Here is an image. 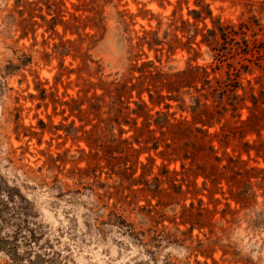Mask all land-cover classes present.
Segmentation results:
<instances>
[{"label": "rangeland", "instance_id": "374dc122", "mask_svg": "<svg viewBox=\"0 0 264 264\" xmlns=\"http://www.w3.org/2000/svg\"><path fill=\"white\" fill-rule=\"evenodd\" d=\"M165 113L173 161L141 142ZM149 156L171 198L115 173ZM0 264H264V0H0Z\"/></svg>", "mask_w": 264, "mask_h": 264}, {"label": "trees", "instance_id": "16d2710c", "mask_svg": "<svg viewBox=\"0 0 264 264\" xmlns=\"http://www.w3.org/2000/svg\"><path fill=\"white\" fill-rule=\"evenodd\" d=\"M151 64H153L152 62H146V63H142L141 64V67H140V78H142L143 80H146L148 82V84L150 83L151 79L154 77V74L152 73V71H150L153 67H151ZM200 67H197L195 68V73H198L200 71ZM162 72V71H160ZM162 74H166L165 71L162 72ZM182 75L184 77V72L179 74L176 78H173L172 82L170 84H174L176 87H180L179 85H181L183 82L181 79L182 78ZM168 78H166V76H163L161 75V83H166L168 80ZM238 84H236V82L234 84H227V92H229V97H227V92L226 91H222L220 93H218V97L220 99H223L225 96L227 99H229V101H231V105H234L236 104V102H241L243 101L244 99L238 97V95L236 94V91H237V87ZM119 90V89H118ZM121 91V90H119ZM251 96V99H252V103L253 105L256 106V103H257V99L253 94H250ZM226 99V100H227ZM196 106L198 107V105L200 104V99L199 97H196V98H193L192 99ZM222 101V100H220ZM73 103L75 104L74 107L71 108V112L72 111H76L78 115H80V117H83V110L81 108V102L77 103L76 100H73ZM143 107H141L142 109ZM256 112V110H255ZM261 113H254L253 115H251L248 119H247V122L246 124L248 125V127H251V128H259L261 125H262V116H260ZM156 118H153L152 120L149 119L145 121V126H146V131H147V136H145L144 138V141H141L144 143V148L143 150H157L160 146H163V149L160 150L158 152V155L160 158L162 159H169L171 161H173L174 158H177L178 155V151L180 150V139L183 138L182 137V133L185 132V130H187L186 127H189L188 125H186V122L185 123H182V122H174V123H169V119H168V115L165 113V114H156ZM82 118H80L81 120ZM198 122H203L202 123V126L200 128H195V129H192V131L190 130V128H188V132L192 133L194 130L197 131L198 133H200L202 135L201 138H204L206 137V131L202 128L203 126L206 125V123H209L207 121H201L199 120V118H197ZM154 124L155 125V128L154 129H151V125ZM158 129H164L163 132L160 133L159 136H156V131L158 132ZM90 136V134H89ZM140 137L141 136H136L134 138V140L136 141V143H141L140 142ZM170 139V142H168V140ZM123 142H126V140H123ZM179 144V146H178ZM197 146V145H196ZM201 146V144H199V146L196 148V150H192L191 152H186L184 151L183 152V158L184 159H187V158H191V161L194 162L199 156L202 155L201 151H203L202 149H199V147ZM209 150H212L211 146L210 148H208ZM210 152V151H209ZM189 155V156H187ZM98 159H103L107 165V167H110V169L112 170L116 164V160L117 161H120L121 158H115L113 155H111V152H107V154H105V156L103 157H100ZM124 159L125 161H128L126 160V157L125 158H122ZM148 160L151 161L150 165H146L144 163H140V162H137L136 159L135 160H132L131 164L129 166H125L126 163L124 164V167L122 169H119L118 172H115L116 174H119L121 176L122 179H130L131 181L130 182H133V183H138L139 180L142 178L143 175H150L152 174V171H153V168H154V158L152 156H149L148 157ZM139 163L140 166L142 168H144V170H142V174H141V177H138V178H135V179H131V176L135 173V166L136 164ZM134 166V168H133ZM184 166V164H183ZM194 167L196 169H206V167L201 164V163H195L194 164ZM161 175L163 176H166L167 180H171L174 182V178H168L169 177V174L170 172L168 171V167H167V164H162L161 165ZM213 169V166H210L209 167V170H212ZM114 171V170H113ZM160 174V173H159ZM211 175H213L212 173H210ZM153 175V174H152ZM206 179V178H205ZM160 181L161 179L159 178V176L156 174L153 175V178H152V182L151 183H148V181H146L145 185H148V189L149 191H154L153 195L154 197L157 196H162L164 195L166 198H171V193L170 192H165L164 190L160 189ZM211 181H216V180H211ZM174 188H176V191L175 193L179 194L181 192V185H173ZM192 203L190 204V208H187V207H184L183 208V217H186L187 220H190L191 221V224L193 225H201V221H202V217L203 215L200 214L199 212L198 213H194L192 212Z\"/></svg>", "mask_w": 264, "mask_h": 264}]
</instances>
